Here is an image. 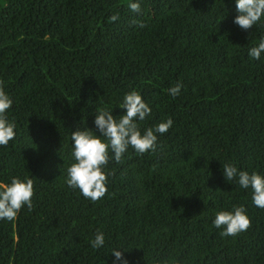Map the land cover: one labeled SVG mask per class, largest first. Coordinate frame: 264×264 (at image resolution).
Instances as JSON below:
<instances>
[{
	"label": "trees",
	"instance_id": "trees-1",
	"mask_svg": "<svg viewBox=\"0 0 264 264\" xmlns=\"http://www.w3.org/2000/svg\"><path fill=\"white\" fill-rule=\"evenodd\" d=\"M237 15L236 0H0V81L16 132L0 146V183L30 178L35 190L31 209L0 220V264H122L113 249L128 264H264V209L223 174L231 163L264 176V53L248 55L264 18L243 30ZM132 90L152 109L142 132L173 124L155 151L110 159L93 202L66 183L71 133L100 135L97 112L119 119ZM240 206L251 227L221 236L216 213Z\"/></svg>",
	"mask_w": 264,
	"mask_h": 264
},
{
	"label": "clouds",
	"instance_id": "clouds-1",
	"mask_svg": "<svg viewBox=\"0 0 264 264\" xmlns=\"http://www.w3.org/2000/svg\"><path fill=\"white\" fill-rule=\"evenodd\" d=\"M128 7L138 14L142 11L138 2H131ZM236 9L239 15L235 17L234 23L243 30L251 29L264 18V0H236ZM118 18V14H114L110 19L115 21ZM145 26L143 22H139V27ZM262 53L264 38H261L258 46L249 49L248 55L259 60ZM182 87L181 83L175 84L168 89L169 94L176 97ZM12 104V99L0 81V146H7L16 136L15 124L10 122L6 115ZM121 107L126 109V113L119 119L108 109H100L97 112L94 123L100 135L87 128L71 133L74 162L67 168L66 183L73 189H79L85 198L93 202L102 199L107 193L108 174L104 169L110 159L114 158L116 162H120L130 146L139 154L155 151L157 133H166L173 124V120L169 118L155 128L149 127L142 132L138 121L145 120L152 109L135 90L125 94ZM223 174L226 181L235 179L241 188H251L253 204L264 209V176L256 172L250 174L248 171L238 170L231 163L223 165ZM34 193V182L30 178L13 177L10 183H0V220L14 221L25 205L31 209ZM213 223L217 228L223 229L220 234L225 237L238 236L251 227V219L243 206L235 207L233 211L217 212ZM104 244V234L98 232L91 241V246L99 249ZM112 252L122 264H128L119 249H113Z\"/></svg>",
	"mask_w": 264,
	"mask_h": 264
}]
</instances>
